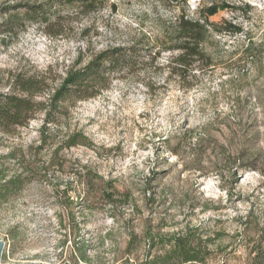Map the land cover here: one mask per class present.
Segmentation results:
<instances>
[{"label": "rangeland", "instance_id": "374dc122", "mask_svg": "<svg viewBox=\"0 0 264 264\" xmlns=\"http://www.w3.org/2000/svg\"><path fill=\"white\" fill-rule=\"evenodd\" d=\"M47 1L0 0V14ZM101 1L88 17L76 8L56 10L68 36L48 37L26 21L5 45L0 37V77L50 70L53 88L79 57L87 63L142 35L161 52L155 65L147 59L120 73L107 92L71 106L68 119L51 127L59 135L82 132L89 146L53 157L59 138L41 151L43 115L15 135H0V155L17 151L8 173L24 167L26 182L0 202L1 264H143L166 255L173 236L201 240L206 264H264L256 258L264 245V0H198L196 10L189 0ZM223 3L233 9L210 22L241 32L212 30L205 46L211 67L196 64L181 83L169 68L178 52L163 51L164 41L184 12L199 19L201 7ZM70 189L74 221L66 210ZM106 191L115 194L114 205ZM75 223L87 260L69 238Z\"/></svg>", "mask_w": 264, "mask_h": 264}, {"label": "trees", "instance_id": "16d2710c", "mask_svg": "<svg viewBox=\"0 0 264 264\" xmlns=\"http://www.w3.org/2000/svg\"><path fill=\"white\" fill-rule=\"evenodd\" d=\"M104 5L101 0H49L38 5H27L11 7L0 15L4 18L0 23V37L5 45L8 38L18 37L26 30L23 26L26 21L38 26L42 33L51 38H59L71 34V29L64 25V18L60 13L55 15L58 8L64 6L76 8L78 14L90 16ZM23 9L22 14L11 13ZM115 10V7H113ZM233 9L227 3L222 5L213 4L208 8L201 7L197 11L199 19H192L184 12L177 19L174 30L168 34L164 41L163 51L170 53L178 52L169 62L170 74L185 83L188 77L200 63L207 68L211 67L210 56L205 50L212 30L216 33L234 32L239 33L241 29L234 27L231 23L224 24V29L210 22V17L217 15L221 10ZM84 34H86L84 32ZM149 40L145 35L136 39L128 46L108 47L95 54L90 61L84 63L79 57L77 61L67 70L65 76L56 88L51 87L50 70L32 74L9 72L6 77H0V135L12 136L18 130L27 128L39 115L43 120L39 128L40 150L55 143L59 138L61 144L55 149L53 157L63 148L71 149L78 146H89L90 140L82 132L66 133L59 135L51 129L52 126H59L70 115L71 106L80 102H86L101 96L107 92L113 82L123 72H132L146 66L148 59L151 65H155L161 56V52H154L150 49ZM6 90L3 91L2 89ZM48 96L45 102L38 101L39 98ZM17 160V151L13 150L8 155H0V202H5L21 193L25 187L23 171H16L12 175L8 173L7 163ZM67 190V215L72 221L76 218L74 201L71 200ZM104 199L107 203L114 205L117 202L115 194L104 192ZM80 229L76 223L70 231L69 238H73L74 249L82 253L81 259L87 260V246L80 245L78 239ZM67 238L62 246L67 244ZM152 240L155 238L152 236ZM171 249L163 257H157L152 261L143 264H206L210 254L202 248L201 240L194 243L189 236H173L168 241ZM132 242L129 243V248ZM256 258L264 260V245L261 242L256 250Z\"/></svg>", "mask_w": 264, "mask_h": 264}, {"label": "built area", "instance_id": "2783aa9c", "mask_svg": "<svg viewBox=\"0 0 264 264\" xmlns=\"http://www.w3.org/2000/svg\"><path fill=\"white\" fill-rule=\"evenodd\" d=\"M188 4L192 10H196L197 7L199 6V1L198 0H189Z\"/></svg>", "mask_w": 264, "mask_h": 264}, {"label": "water", "instance_id": "95a60500", "mask_svg": "<svg viewBox=\"0 0 264 264\" xmlns=\"http://www.w3.org/2000/svg\"><path fill=\"white\" fill-rule=\"evenodd\" d=\"M4 247H5L4 242L0 241V264H1V259L3 256ZM67 264H70V263H67Z\"/></svg>", "mask_w": 264, "mask_h": 264}]
</instances>
